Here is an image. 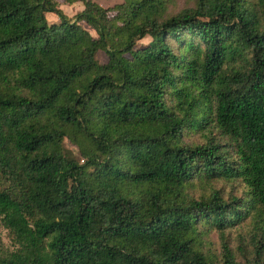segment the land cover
I'll return each instance as SVG.
<instances>
[{
    "label": "trees",
    "instance_id": "trees-1",
    "mask_svg": "<svg viewBox=\"0 0 264 264\" xmlns=\"http://www.w3.org/2000/svg\"><path fill=\"white\" fill-rule=\"evenodd\" d=\"M96 1L0 0V264H264V0ZM253 214L254 258L203 251Z\"/></svg>",
    "mask_w": 264,
    "mask_h": 264
},
{
    "label": "rangeland",
    "instance_id": "rangeland-1",
    "mask_svg": "<svg viewBox=\"0 0 264 264\" xmlns=\"http://www.w3.org/2000/svg\"><path fill=\"white\" fill-rule=\"evenodd\" d=\"M249 6H255L260 9L261 0H246ZM97 3L103 8H111L116 4L123 3V0H100ZM78 6L63 7L62 11L68 15L73 16L79 12ZM197 7V0H167L165 9H163V19L176 16L185 10H194ZM48 17H55L52 14H47ZM47 17V19H48ZM56 18V17H55ZM84 28L88 29L85 24H81ZM92 34L93 31L89 30ZM150 42V39L146 38L138 42V47L146 45ZM97 59L101 63H105L107 58L102 53L97 54ZM207 132L195 131L184 133V143L188 145H200L204 142ZM64 147L69 150L73 157L79 161L83 162L80 155L79 149L72 145L67 139L64 141ZM212 188L219 190L223 197L228 198V196H237L239 198H244L247 192V188L240 181H230L225 182L223 180L214 181L211 184L206 183L201 180H195L186 187V192L189 196L198 199L209 197ZM261 225L255 219L254 214L248 216L242 221L240 225L235 228L225 230L223 236L212 229L210 226L204 224L200 228L201 241L203 243V251L213 259L220 260L222 254V243H226L235 259L242 263L246 259H252L255 257L256 251L255 246L257 245L259 235L261 234ZM259 228V229H258ZM0 243L3 247L9 246V241L7 238V232L0 227Z\"/></svg>",
    "mask_w": 264,
    "mask_h": 264
},
{
    "label": "crops",
    "instance_id": "crops-1",
    "mask_svg": "<svg viewBox=\"0 0 264 264\" xmlns=\"http://www.w3.org/2000/svg\"><path fill=\"white\" fill-rule=\"evenodd\" d=\"M98 1H100V0H98ZM97 2V1H96ZM78 5H80L79 7V12H77L76 14H78V13H80L81 11H82V9H83V5L81 4V3H75V4H73V5H64V4H61L60 5V9L62 10L63 9V7H71V6H78ZM64 13V12H63ZM50 14V13H49ZM65 14V13H64ZM75 14V15H76ZM52 15H54V14H52ZM66 15V14H65ZM55 16V15H54ZM68 16V15H67ZM74 16V15H73ZM48 16H47V14H46V18H47ZM56 17V16H55ZM55 17H48V22L49 23H57L58 22V19H57V17L55 18ZM68 17H72V16H68Z\"/></svg>",
    "mask_w": 264,
    "mask_h": 264
}]
</instances>
